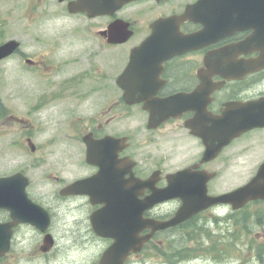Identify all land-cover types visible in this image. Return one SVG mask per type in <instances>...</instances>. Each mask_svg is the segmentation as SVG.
Instances as JSON below:
<instances>
[{
  "label": "flooded vegetation",
  "instance_id": "1",
  "mask_svg": "<svg viewBox=\"0 0 264 264\" xmlns=\"http://www.w3.org/2000/svg\"><path fill=\"white\" fill-rule=\"evenodd\" d=\"M10 15L13 27L0 29V45L15 42L0 59V180L43 208L49 226L0 206L10 230L0 264L27 257L15 246L24 228L40 235L31 255L53 253L56 220L72 243L147 236L124 264H170L202 219L221 232L205 234L207 256L264 264V198L153 229L182 205L161 194H227L264 166V0H0V17ZM97 211L110 236L94 231Z\"/></svg>",
  "mask_w": 264,
  "mask_h": 264
},
{
  "label": "water",
  "instance_id": "2",
  "mask_svg": "<svg viewBox=\"0 0 264 264\" xmlns=\"http://www.w3.org/2000/svg\"><path fill=\"white\" fill-rule=\"evenodd\" d=\"M14 44L15 42L13 40H9L0 45V59L13 50ZM5 179L6 178L0 180V206L10 209L13 215L17 216L16 218L18 222H29L39 230L45 231L49 225V217L47 212L39 205L25 198L24 191L13 194V192H11L12 190L2 186L1 182ZM83 182L84 181L82 180L76 181L65 188V191L75 192L76 188ZM172 196L181 197L182 205L170 220L157 222L154 224V230L164 229L169 226L176 225L208 207L209 205L215 203L235 200L236 203L233 205V207L238 208L249 199L259 197L264 198V166L260 168L258 174L247 184L227 194L210 196L203 192L201 195L190 197V195L184 191L176 195L161 194L160 197H158V200H163ZM100 212L101 211H97L92 217L93 229L98 235L110 236L111 234L107 232L109 225L106 223V221L104 220V222H100L97 220V216L100 214ZM119 220L120 222L117 223L112 222V229H121L122 219L119 218ZM116 233H112V236L115 237V241L104 251L98 264H124L128 252L130 250L135 251L139 249L143 241L147 238V236L132 238L129 235L128 237H125L121 231ZM9 237V223L0 224V254H3L7 250L9 245ZM52 242V236L47 234L44 238L43 245L41 246L42 251L47 250L50 245H52Z\"/></svg>",
  "mask_w": 264,
  "mask_h": 264
},
{
  "label": "rangeland",
  "instance_id": "3",
  "mask_svg": "<svg viewBox=\"0 0 264 264\" xmlns=\"http://www.w3.org/2000/svg\"><path fill=\"white\" fill-rule=\"evenodd\" d=\"M8 5L6 4L5 7ZM4 10H2L3 12ZM2 16V15H1ZM7 16H5L6 18ZM2 21L6 24L4 25L0 21V29L13 27L14 19L10 15L6 19L0 17ZM5 37H9L8 34ZM51 186L48 189V199L51 200ZM53 203V202H52ZM212 222L209 219H202L196 223V228L193 232L195 239L192 241H180L177 240L175 244V250L180 251L179 253L183 255V259L178 260L177 257L172 259L173 263L170 264H240L241 262H246V264H261L258 260H248L242 261L241 259H226V260H214L213 258L207 256L202 251V247L207 246L210 241L206 235L209 232L210 237L217 238L221 236L217 228V224L211 225ZM198 228H203L204 230L198 231ZM66 225H64L61 220L55 221L53 224V231L57 234L59 247L49 255L44 257L38 256L37 254H32L37 241L40 239V235L37 230L33 228H24L19 232V238L15 246L17 248V254H25L27 257L17 258L15 264H97L98 257L103 249L107 246L105 241H93L88 244L84 243H72L67 242L66 236ZM219 232V233H218ZM206 234V235H205ZM61 236V239L59 238ZM177 238H180L182 234L177 231ZM253 236V235H252ZM213 241V240H211ZM36 257L35 259H33ZM30 258V259H29ZM33 259V260H32ZM143 264H168L164 263V260L160 257L154 258H143Z\"/></svg>",
  "mask_w": 264,
  "mask_h": 264
},
{
  "label": "trees",
  "instance_id": "4",
  "mask_svg": "<svg viewBox=\"0 0 264 264\" xmlns=\"http://www.w3.org/2000/svg\"><path fill=\"white\" fill-rule=\"evenodd\" d=\"M179 252H180V251H177V256H178L177 259H178V260L182 258L181 256H179V255H181Z\"/></svg>",
  "mask_w": 264,
  "mask_h": 264
}]
</instances>
